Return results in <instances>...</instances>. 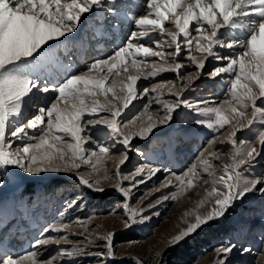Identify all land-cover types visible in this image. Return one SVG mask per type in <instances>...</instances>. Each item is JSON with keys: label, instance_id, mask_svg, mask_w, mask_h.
Instances as JSON below:
<instances>
[{"label": "snow or ice", "instance_id": "obj_1", "mask_svg": "<svg viewBox=\"0 0 264 264\" xmlns=\"http://www.w3.org/2000/svg\"><path fill=\"white\" fill-rule=\"evenodd\" d=\"M125 25L137 30L109 53L84 63L82 70H69L73 62L68 42L91 40L97 47H109ZM181 57L188 63L181 62ZM212 61L218 66L205 72ZM189 66L196 68L195 76L184 74ZM165 72L175 73L178 83L140 87L138 82L151 81ZM205 75L227 77L226 99L216 103L185 97ZM164 88L173 99L163 98ZM141 98L147 100L143 111L123 120L132 101ZM153 105L155 117L149 111ZM181 108L191 111L195 124L216 132L231 125L229 135L220 143L230 144L233 154L231 163L222 166V174L213 176L211 189L196 208L185 213L192 220L169 238V247L223 217L246 194H264V178L244 175L255 167L261 152L254 143L237 139L239 132L251 131L259 124L253 139L264 146V0H0V166L31 175L75 172L81 184L101 192V181L110 178L107 169L96 179L80 174V170L89 165L93 173H99L102 158L118 143L123 152L112 174L116 179L113 187L123 194V223L130 229L150 219L144 207L133 208L128 203L132 189L146 179L161 171L167 173L155 191L170 187L176 191L156 200L162 204L194 187L202 172L213 174L212 161L219 159L215 135L199 152L197 162L180 173L151 165L136 166L130 174L121 171L133 141L139 138L146 144L154 130L170 125ZM104 137L112 140L110 146L103 143ZM124 181L129 182L128 187ZM5 185L6 180L0 178V188ZM206 202L211 207L201 214ZM76 205L72 201L69 207ZM155 206L149 203L147 207ZM17 207L27 211L22 201L9 205L0 198V239L11 231ZM69 227L57 221L43 228V233L67 232ZM114 236L109 231L97 237L104 241L99 252L73 245L70 249L60 247L47 259L35 249L61 245L68 235L43 236L34 240L33 250L22 254L0 247V264H57L56 255L68 258L60 264H77L76 258L84 255H95L103 262L116 258ZM236 248L235 243L222 244L216 250L217 264H228ZM241 251L251 253L252 249Z\"/></svg>", "mask_w": 264, "mask_h": 264}, {"label": "rangeland", "instance_id": "obj_2", "mask_svg": "<svg viewBox=\"0 0 264 264\" xmlns=\"http://www.w3.org/2000/svg\"><path fill=\"white\" fill-rule=\"evenodd\" d=\"M171 28L170 30H175L173 25ZM135 30H137L135 27L131 30L124 28L121 40ZM192 35L195 36V32ZM84 44L90 50H88V56L82 59L83 61L81 60L80 70L84 63L105 54L103 51L101 55L94 56L96 48L94 41L89 40ZM77 45V42H68L73 63L77 54ZM111 47H115V44L105 47L106 53L110 52ZM193 54L198 55L195 52ZM181 62L188 63L183 57H181ZM67 63L68 61H65V64ZM215 66H218L217 63L212 61L206 67L205 72L211 71ZM77 67L73 70L78 71ZM196 71L194 66H189L184 74L195 76ZM226 79V76L215 79L208 78L206 75L202 76L195 82V89L186 92L185 97L192 101L211 102L212 98L205 97L209 93L217 95L213 97L212 102L218 103L227 98L225 95L227 85L224 82ZM165 82L178 83L176 74L165 72L151 81L138 83L142 88L153 83ZM163 92L164 99H173L168 94L167 88H164ZM152 95L154 98L155 94ZM144 103H147L144 98L133 100L123 113V120H130L142 112ZM155 107L153 105L149 110L154 117ZM248 115L251 116V109ZM195 119L196 117L189 109L177 110L170 125L154 130V134L146 144L139 138L133 141V150L129 152V160L120 168L123 174H130L139 165L167 168L180 173L193 162H197L199 152L215 135L217 143L214 147L218 150L219 159L212 161L213 174L209 175L201 170L202 178L194 187L178 195L176 200L169 199L162 204H156V200L162 195H169L176 191L173 187L155 191L160 187L167 173L161 171L151 179H146L144 183L132 189V196L128 203L133 208L144 207L145 214L150 219L130 229L124 228L123 221L126 213L121 209V205L125 202L123 194L113 187L116 179L112 174L123 152L122 145L118 143L115 148L111 149L108 156L102 158L99 173H93L89 165H84L80 170V174L89 179H96L97 176H102L104 170L107 169L110 178L101 181L99 185L103 188L101 192L93 191L81 184L75 172H48L31 175L12 166L8 168L0 166V178L6 180V185L0 188V198L9 205L19 204L22 201L27 207V211L17 207L15 220L10 226L11 231L6 232L0 239V247L14 255L22 254L33 250L31 246L34 240L43 238V236L68 235V240L61 241V245L52 244L46 249L38 247L35 250L42 253L44 259L55 255L60 247L70 249L73 245L86 246L89 251L95 253L104 248V241L97 237H102L111 231L115 233L113 240L115 259L102 262L95 255H84L76 258L77 264H137V261H142L143 264H217L216 250L228 242L237 245L236 250L228 258V264H264V251H261L264 249V194L259 191L248 193L245 197L235 201L223 217L202 227L179 245L168 246L169 238L185 228L192 220V216L185 215V213H191L196 208L197 203L204 198L205 191L211 189L213 176L222 174V166L231 163L233 154L230 144L220 143L229 135L231 125L216 132L195 124ZM258 130L259 124L255 125L251 131L237 134L238 141L240 139L250 141L261 152V155L257 157L255 167L244 173L248 179L264 178V146H261L258 140L253 139V133ZM103 143L110 146L112 140L104 137ZM124 186L128 187L129 182L124 181ZM72 201H76L77 205L69 207ZM149 203L156 206L148 208ZM210 207L211 204L206 202L205 206L200 209L201 214L207 212ZM57 221L70 225L67 232L43 233V228ZM86 237L92 240L91 244ZM244 247H250L252 252L243 253L241 249ZM55 258L57 264H60L62 259L68 260L67 257L61 258L58 255Z\"/></svg>", "mask_w": 264, "mask_h": 264}, {"label": "bare ground", "instance_id": "obj_3", "mask_svg": "<svg viewBox=\"0 0 264 264\" xmlns=\"http://www.w3.org/2000/svg\"><path fill=\"white\" fill-rule=\"evenodd\" d=\"M135 26H133V25H125V30H131L132 28H134ZM167 27H169V28H171V24H168L167 25ZM174 27V26H173ZM172 29V28H171ZM122 34H124V32L123 33H120L119 35H118V38L115 40V45L116 44H119V42H120V40H121V38H122ZM233 35H234V33H233ZM94 43L96 44V42L94 41ZM78 47H77V54L75 55V62L73 63V65H72V68L71 69H69L70 71H72L73 69H74V67L76 68L77 66V68H79L80 67V65L82 64L81 63V60L82 59H85L88 55H87V53H88V50H90V49H88V48H86L87 46L84 44V43H78V45H77ZM105 49V47L104 46H100V47H97L96 46V48H95V55L94 56H99V55H101L102 53H103V51H104V53L106 54V52L107 51H105L104 50ZM104 54V55H105ZM83 61V60H82ZM80 70V68L78 69V71ZM217 95H213V94H206L205 95V97H210V98H212L211 99V102H212V100L214 101V98L213 97H216ZM209 100V99H208ZM222 137V136H221ZM258 237V236H257ZM257 237H255V238H257Z\"/></svg>", "mask_w": 264, "mask_h": 264}]
</instances>
